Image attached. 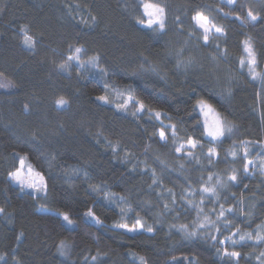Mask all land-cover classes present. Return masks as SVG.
Listing matches in <instances>:
<instances>
[{
  "label": "trees",
  "instance_id": "16d2710c",
  "mask_svg": "<svg viewBox=\"0 0 264 264\" xmlns=\"http://www.w3.org/2000/svg\"><path fill=\"white\" fill-rule=\"evenodd\" d=\"M162 2L168 6V31L150 38L135 24L139 0H0V253L7 254L8 264H15L13 255L19 264H236L217 248L239 251V264L264 260V243H255V233L264 234V176L252 169L244 176L239 159L244 142L255 160L264 143V91L238 65L240 42L251 37L258 70L264 69V26L241 28L232 22L233 13L218 15L220 0ZM193 9H211L205 14L224 27L227 39L219 43L227 48L226 59L213 61L211 48L185 43ZM177 15L186 22L184 35L175 27ZM91 16L97 19L89 26ZM23 27L36 41L32 49L25 46ZM69 45L82 46L84 60L99 55L108 75L92 68L61 71ZM190 57L193 65L176 68L178 60L187 64ZM129 94L145 103L144 113L133 117L131 104L127 113L116 110ZM97 95H107L109 103L96 101ZM60 98L68 101L62 109L56 106ZM200 98L233 127L217 146L220 161L213 165L199 149L198 161L179 159L171 140L163 146L152 142L159 140L152 136L158 122L149 120V110L170 117L164 123H177L181 136L193 134L196 120L189 113ZM193 115L201 119L198 111ZM33 136L35 143H27ZM209 146L204 144V153ZM233 150L236 160L229 155ZM14 154L27 157L26 164L45 176L46 197L36 200L9 185ZM233 168L241 182L220 189L218 199L205 200L201 211L203 182L210 173L226 178ZM220 204L234 209L227 226L215 214ZM89 209L99 225L85 216ZM59 214L69 215L73 226ZM137 219L153 232L114 227H131ZM237 229L235 245L218 243ZM187 232L198 235L189 239ZM247 233L253 239L240 241Z\"/></svg>",
  "mask_w": 264,
  "mask_h": 264
},
{
  "label": "snow or ice",
  "instance_id": "6c2138e0",
  "mask_svg": "<svg viewBox=\"0 0 264 264\" xmlns=\"http://www.w3.org/2000/svg\"><path fill=\"white\" fill-rule=\"evenodd\" d=\"M259 5V7H257ZM227 8L228 11H223L224 8ZM137 8L141 11L135 17V24L140 28L146 30L145 34L151 36H163L167 34L168 31V6L162 0H139ZM205 11L208 10H192L190 19L187 21L189 30L187 31V41L186 44L194 43L196 47L204 49L211 48L215 53L211 58L213 61H216L220 58H227L228 52L225 47L221 50V44L219 41L227 39V33L223 26L218 25L214 22L213 18L205 14ZM217 14H222L224 18H229V14L233 13L231 20L233 23L238 22L241 28L245 26H264V0H220V7L216 9ZM96 17L91 16L92 26L96 23ZM82 22L87 24V20ZM185 20H183L179 15L175 17L174 24L178 29L179 35H184L185 33ZM21 31L24 33V43L28 49L35 47L36 41L31 37L28 32L27 27L21 28ZM213 40L217 41L215 47L212 48ZM242 47L241 55L238 58V65L241 72L244 69H247L248 77L252 81H259L261 90L264 91V71H259L260 68V58L257 54V50L253 47L251 42V37H247L240 42ZM85 49L81 47H74L69 45V54L63 63L59 64L58 67L61 71L70 70L76 68L78 71L82 68H92L95 69L101 76L106 77L108 75V69L101 67V57L99 55L89 56L87 60L83 59V54ZM179 55H183V49ZM195 63L194 58H189L187 64L183 61L178 60L176 68L180 69L184 67L185 69ZM3 87V85H0ZM108 85L105 83V88ZM131 91V87H130ZM229 95L231 93H228ZM223 95V93H222ZM96 101L101 104H108L109 98L107 95H97L95 97ZM134 101V102H133ZM68 101L60 98L56 101V106L58 109L66 107ZM131 104L134 111L131 113L133 117L142 114L146 110V105L142 100L134 99V97L129 94L126 99H123L121 103L116 105L117 111H124L127 113L129 105ZM25 112L28 111V105H25ZM150 111L149 120H155L158 123L152 124V136L155 137L158 135L159 140H152L153 143H160L162 146L167 145L168 141L171 140L177 154V158L184 159L190 158L192 160H197L196 150H200V155L205 157L209 165L218 163L220 161V154L217 151V146L223 144L224 140L233 132V127L220 115L213 103L208 99L200 98L196 100L195 105L192 107V111L189 113L191 119L196 120V123L193 125L190 130L193 134H184L181 136L180 130L177 123L165 124L164 120L170 119L166 117L159 111ZM199 112V117H202V120L197 116L193 115L196 112ZM189 123L191 122L188 121ZM183 123V122H182ZM199 133V135H195ZM203 138V139H202ZM36 137L33 136L31 140L27 141L29 144H34ZM208 143L209 146L207 153H204L203 147L204 144ZM249 142H244V152L243 156L239 157L243 165V175H251L250 169L253 171L259 170L261 176H264V143L259 145V150L256 153L257 158L259 159V164L256 163V160L250 158V151L248 147ZM112 151L115 153L117 149L112 148ZM232 156L233 160L238 158V153L233 150L229 153ZM13 161L16 163L13 165V168L10 169L7 173V182L10 186H15L19 189L20 193H26L30 195L33 199L39 200L41 196L44 197L48 194V182L42 172H36L31 165L26 166L27 157H21L18 155L12 156ZM183 168V165H180ZM153 177H155V172H153ZM215 180L213 184L212 181ZM242 180V175L238 169H231L226 173L225 177H214L211 173L208 176L207 181H204L201 187L199 188V193L201 196L200 207L201 211L203 209L204 201L211 200L212 198L218 199L219 190L226 188L230 185L240 183ZM153 183H157V180L154 178ZM189 192H191V186L189 185ZM247 187V185H245ZM26 190H30L27 191ZM100 191V189H97ZM175 203V198L173 200ZM194 206V205H193ZM167 207V205H165ZM220 211L215 213L217 215L218 221H222L227 226L231 221L229 220L227 213H232L234 209L229 207L225 209L224 204L219 205ZM44 210V209H41ZM4 209L0 208V213H3ZM213 212H215V206L213 207ZM60 219L65 222L68 226H73V220L67 214H59ZM85 216L94 220L97 224H100L99 221L93 214V211L89 209ZM215 226V222H214ZM114 227L123 229L125 232H141L147 231L149 233L153 232L152 227H146L139 219L129 227L128 224H119ZM200 228H205L204 224H200ZM219 231V228H217ZM239 234V229L237 232L233 233L232 236L226 237L225 240H219V244H225L227 241H231L235 245L238 241L233 237ZM23 233L16 237L17 241L21 240ZM198 235L197 232H187V238L191 239ZM210 239L216 241L218 238L216 236H211ZM240 241L252 240L253 233H247L246 235H240ZM255 243L261 244L264 243V234L259 232L255 233ZM61 249L63 248V243L61 244ZM217 252L221 254L222 258H227L229 261H235L236 264H239L241 258V253L239 251H229L225 249L222 253L220 249L217 248ZM60 255H65L63 250L60 251ZM260 257L264 258V251L260 253ZM259 259V258H258ZM12 260L15 264H19V261L16 259L15 255L12 256ZM93 262L97 260L96 256L92 257ZM0 261L3 264H8V257L5 253H0ZM143 264V260H141ZM261 264H264V260L261 261Z\"/></svg>",
  "mask_w": 264,
  "mask_h": 264
},
{
  "label": "rangeland",
  "instance_id": "374dc122",
  "mask_svg": "<svg viewBox=\"0 0 264 264\" xmlns=\"http://www.w3.org/2000/svg\"><path fill=\"white\" fill-rule=\"evenodd\" d=\"M246 71H247V69H245ZM262 71H264V69L262 70ZM259 82V81H258ZM127 97L125 96L124 98H122V99H126ZM201 119H202V117H201ZM232 126V125H231ZM254 160H255V158H254ZM256 161L259 163V159L256 157ZM26 166H27V164H26ZM27 191H30V190H27ZM93 221V223L95 224V225H99V224H97L94 220H92ZM133 233H136V232H133ZM133 233H131V234H133Z\"/></svg>",
  "mask_w": 264,
  "mask_h": 264
}]
</instances>
